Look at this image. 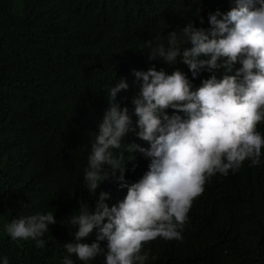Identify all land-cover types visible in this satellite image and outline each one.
<instances>
[{"label":"trees","instance_id":"obj_1","mask_svg":"<svg viewBox=\"0 0 264 264\" xmlns=\"http://www.w3.org/2000/svg\"><path fill=\"white\" fill-rule=\"evenodd\" d=\"M232 6L234 0H0V256L10 264H62L63 243L76 230L68 216L79 201L94 205L101 191L110 194L109 206L124 198L127 188L111 174L94 194L82 184L90 132L109 106L107 87L127 79L117 100L131 112L139 88L133 68H179L199 86L210 73L192 77L182 62L149 60L148 41L155 45L159 33L189 20L208 27V12ZM257 130L264 133V122ZM125 140L149 146L133 133ZM134 155L125 173L129 184L149 163L139 151ZM248 164L213 175L187 213L183 240L147 242L145 264H264V163ZM48 211L57 222L44 234L43 248L31 239L14 241L4 230L15 217ZM96 237L94 228L83 239ZM99 244L106 252L107 240ZM89 264H104V255Z\"/></svg>","mask_w":264,"mask_h":264},{"label":"clouds","instance_id":"obj_2","mask_svg":"<svg viewBox=\"0 0 264 264\" xmlns=\"http://www.w3.org/2000/svg\"><path fill=\"white\" fill-rule=\"evenodd\" d=\"M207 19L208 27L189 20L178 31L159 33L155 45L148 41L149 60L169 66L182 62L192 77L210 73L199 86L193 87L179 68L171 73L154 64L147 70L133 68L139 88L131 112L117 100L129 88L127 79L107 87L109 106L98 130L90 132L82 184L94 194L111 174L127 192L111 206L105 191L94 205L79 201L68 216L76 230L63 243L62 264H75L73 256L89 264L99 254L104 264H145L147 242L183 240L187 213L213 175L235 172L245 160L249 167L264 163V133L257 130L264 122V0H234L228 11H210ZM129 133L149 146L126 142ZM136 151L149 163L129 184L125 173ZM56 222L54 211L36 212L11 219L4 230L14 241L31 239L43 248L44 234ZM94 228L96 240L85 242ZM105 239L106 252L99 244ZM0 264H10L9 258L0 256Z\"/></svg>","mask_w":264,"mask_h":264},{"label":"rangeland","instance_id":"obj_3","mask_svg":"<svg viewBox=\"0 0 264 264\" xmlns=\"http://www.w3.org/2000/svg\"><path fill=\"white\" fill-rule=\"evenodd\" d=\"M15 5L21 4V0H14Z\"/></svg>","mask_w":264,"mask_h":264}]
</instances>
